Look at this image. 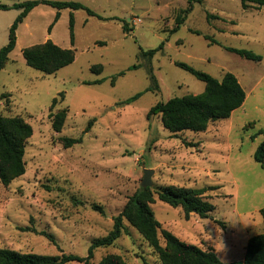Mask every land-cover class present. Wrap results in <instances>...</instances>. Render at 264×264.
Listing matches in <instances>:
<instances>
[{
  "label": "rangeland",
  "instance_id": "obj_1",
  "mask_svg": "<svg viewBox=\"0 0 264 264\" xmlns=\"http://www.w3.org/2000/svg\"><path fill=\"white\" fill-rule=\"evenodd\" d=\"M23 1L31 0L0 4ZM51 1L79 2L105 20L61 9L54 23L57 10L40 4L16 30V46L0 71V117L22 118L32 136L23 149L24 174L7 185L0 182V248L85 258L91 243L111 230L113 218L140 187L146 169L152 170L154 189L217 187L204 194L214 206L208 218H185L179 207L152 195L149 206L160 224L161 248L165 242L160 231L166 230L181 242L213 250L222 262L242 261L247 240L264 233V167L253 159L264 142V12L244 10L239 0ZM18 13L0 10V48ZM177 17H184L183 23L173 32ZM204 36L219 44H210ZM47 40L74 50V61L52 75L28 67L22 56V49ZM161 43L151 58L142 54ZM223 47L250 50L261 60H246ZM177 62L218 81L232 73L245 92L243 105L228 119L209 123L204 132L172 134L159 115L148 119L156 103L204 91L205 84ZM97 80L102 82L86 84ZM136 94L140 96L135 101L124 104ZM50 107L52 113H66L59 133L51 128ZM65 137L82 141L65 149ZM124 224L127 235L93 250L86 263L68 264H101L108 257L122 264H161L139 230Z\"/></svg>",
  "mask_w": 264,
  "mask_h": 264
},
{
  "label": "trees",
  "instance_id": "obj_2",
  "mask_svg": "<svg viewBox=\"0 0 264 264\" xmlns=\"http://www.w3.org/2000/svg\"><path fill=\"white\" fill-rule=\"evenodd\" d=\"M202 0H196L200 3ZM242 9L250 7L264 8V0H239ZM191 3V2H189ZM47 5L57 10L54 23L59 18L61 9H70L71 11L82 10L88 16L105 20L91 9L85 7L79 2L74 1H51V0H31L14 3L12 5L0 4V10H19L13 23L9 27L8 40L6 45L0 48V71L2 70L8 55L16 46V30L27 15L38 5ZM189 12V8L183 11ZM185 17V15H184ZM183 18H176L175 32L183 23ZM208 18H217L207 16ZM53 25V24H52ZM52 25L49 27V33ZM123 31H127L124 27ZM69 35L71 45L74 40V17L69 15ZM210 44H219L212 37L204 36ZM103 44V43H102ZM163 43L156 49L142 51L144 56L151 58L157 51L161 50ZM226 51L237 56L259 62L261 56L250 50L235 49L223 47ZM22 56L25 64L41 72L44 75L55 74L58 70L68 66L74 61V50L61 48L51 40L42 44L32 45L22 49ZM175 65L188 72L197 80L205 84L204 91L197 96L173 97L166 102H158L151 107L147 113V118L159 115L162 124L172 134L182 131L204 132L209 123L222 119H228L232 112L240 108L245 101V92L239 84L237 78L232 73H225L220 81L211 75L196 70L193 67L177 62ZM100 70L101 67L98 66ZM133 69L138 68L133 66ZM95 72V71H93ZM96 71L95 73H97ZM123 75L119 73L117 76ZM116 77H113L111 84ZM102 80L87 82L86 84H99ZM150 90V89H148ZM140 94H136L124 101V104L135 101ZM52 100L51 107L55 104ZM48 115L51 121V128L55 133L62 130L66 113L56 112ZM94 122L91 120L84 133L88 132ZM32 136L30 125L25 123L20 117L2 118L0 117V182L3 185L9 184L13 179L24 174V162L22 161L23 149L27 139ZM62 146L67 149L82 141L78 138H62ZM253 159L261 167H264V142L260 143L254 151ZM217 187H203L199 189L163 186L157 188L139 187L135 193L130 196L125 203L122 211L113 218L111 230L101 238L95 239L89 249L87 256L81 258L71 254L60 253L56 256L38 255L33 253H19L7 248H0V264H68L70 262H85L91 258L93 250L112 245L121 235H127L128 229L124 221L129 222L136 227L143 235L144 239L158 253L161 264H264V233L250 237L245 246V253L242 261L222 262L213 250L204 251L196 245L181 242L177 237L166 230H161L160 234L165 242V248H161L158 242V229L160 224L155 219L150 203L152 195L174 208H180L187 218L190 214H195L200 218H208L214 211V206L208 202L204 195L206 191L216 189ZM154 190V191H153ZM76 205H82V202L75 201ZM92 209L103 213L101 207L93 205ZM262 220H264V208L260 209ZM28 230V229H27ZM30 230V229H29ZM32 232H36L33 228ZM45 236L49 241L53 237L45 232L38 233ZM101 264H122L117 258L108 257Z\"/></svg>",
  "mask_w": 264,
  "mask_h": 264
},
{
  "label": "water",
  "instance_id": "obj_3",
  "mask_svg": "<svg viewBox=\"0 0 264 264\" xmlns=\"http://www.w3.org/2000/svg\"><path fill=\"white\" fill-rule=\"evenodd\" d=\"M152 174V170H144L143 171V178H142V181H141V184H140V187L141 188H149L152 186V182H151V176Z\"/></svg>",
  "mask_w": 264,
  "mask_h": 264
},
{
  "label": "crops",
  "instance_id": "obj_4",
  "mask_svg": "<svg viewBox=\"0 0 264 264\" xmlns=\"http://www.w3.org/2000/svg\"><path fill=\"white\" fill-rule=\"evenodd\" d=\"M248 10H254V11H256L257 13H262V12H264V8H254V7H250ZM30 14V13H29ZM28 14V15H29ZM27 15V16H28ZM26 19V18H25ZM238 25H239V23L237 22V24H235L234 25V27H236L235 29H237L238 28ZM236 32H237V30H236Z\"/></svg>",
  "mask_w": 264,
  "mask_h": 264
}]
</instances>
